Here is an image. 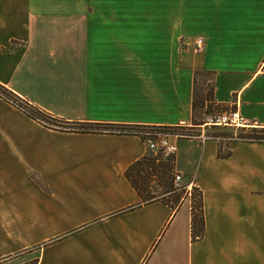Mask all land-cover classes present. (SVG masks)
<instances>
[{
  "label": "crops",
  "instance_id": "0c3cea01",
  "mask_svg": "<svg viewBox=\"0 0 264 264\" xmlns=\"http://www.w3.org/2000/svg\"><path fill=\"white\" fill-rule=\"evenodd\" d=\"M198 71L264 130V0H0V85L57 120L188 124ZM147 155L0 98V264H264V142L177 143L175 173L202 193L196 241L188 199L146 204L127 180Z\"/></svg>",
  "mask_w": 264,
  "mask_h": 264
},
{
  "label": "built area",
  "instance_id": "2783aa9c",
  "mask_svg": "<svg viewBox=\"0 0 264 264\" xmlns=\"http://www.w3.org/2000/svg\"><path fill=\"white\" fill-rule=\"evenodd\" d=\"M203 38H197L193 42V50L195 53L200 54L205 48ZM221 111L213 118L208 119L201 125L192 126L191 124H181L178 127H119L116 129H101V133L110 134H125L134 135L139 137L147 146L148 154L152 156L154 161L158 164L161 161H166L169 157H174L177 153V143L179 141H199L205 143L208 141H218L224 144L233 142H247V143H262L264 139L255 138L252 135L238 137L237 131L239 130H257L249 122H247L234 107L220 108ZM45 126L68 132H81L82 130L55 123L42 121ZM222 128L225 130H234L235 134L231 136L211 135L207 132L208 129ZM179 128H186L188 130L181 131ZM183 178L180 174H174V184L179 187Z\"/></svg>",
  "mask_w": 264,
  "mask_h": 264
},
{
  "label": "trees",
  "instance_id": "16d2710c",
  "mask_svg": "<svg viewBox=\"0 0 264 264\" xmlns=\"http://www.w3.org/2000/svg\"><path fill=\"white\" fill-rule=\"evenodd\" d=\"M198 82V73H195V83L197 88ZM212 86H213V78H212ZM0 98L5 100L6 102L12 104L14 107L20 109L25 112L32 119L42 122H55L71 127L78 128L82 130L84 133H101V129H116L119 127L116 126H103V125H95V124H79V123H68L64 121L57 120L52 116L42 112L41 110L29 105L27 102L16 96L13 92L8 90L7 88L0 85ZM210 102L214 103V90L213 87L211 89ZM205 101H202L201 104L204 106ZM194 113L197 109L196 102V92L193 103ZM264 131V130H263ZM259 133V132H256ZM255 137V136H254ZM258 139H264V137H255ZM167 169L173 179L174 173V157H169L166 161H161L160 163H156L151 155H147L144 159L138 161L133 164L126 173L127 180L131 183L137 194L140 196L143 203L150 204L153 202L161 201L172 208L176 209V205L170 199H167V195L171 192L166 190L162 194H157L152 192V185L156 182V174H159V170ZM136 176V177H135ZM167 179V176L163 177L162 180ZM162 190L164 188L162 187ZM195 191L198 192L199 200H195V198L191 199V215H192V223H191V232L193 240H198L202 238L204 234L205 222L203 215V200L202 193L195 188ZM176 202L178 203L180 198H176Z\"/></svg>",
  "mask_w": 264,
  "mask_h": 264
},
{
  "label": "rangeland",
  "instance_id": "374dc122",
  "mask_svg": "<svg viewBox=\"0 0 264 264\" xmlns=\"http://www.w3.org/2000/svg\"><path fill=\"white\" fill-rule=\"evenodd\" d=\"M198 82H197V88H196V102H197V109L194 113L193 120L188 123L192 126H198L206 122L208 119L213 118L216 116L221 109L218 108L214 103L210 102V95H211V89H212V75L205 72V71H198ZM202 101H205L204 106L201 104ZM178 130L185 131L188 130L186 128H179ZM207 132L211 135H221L224 134L226 136H231L235 134L234 130H225L222 128H214L208 129ZM259 132V133H256ZM238 137L246 136V135H252L256 137H264V131L263 130H239L236 132ZM174 174H175V168L173 173V179L168 172V170L163 169L159 170V174H156L155 183L152 185V192H155L157 194H162L166 190L171 192L169 195H167V199L169 198L170 201L174 203V205H179L185 200H189L191 203V199L195 198L197 201L199 200L198 192L195 191V187L191 188V185H187L184 181L181 182L179 187L175 186L174 182ZM167 176V179L162 180L163 177ZM136 177V176H135ZM162 187L164 190H162ZM180 198L179 202L177 203L176 198ZM35 261H31L26 264H34Z\"/></svg>",
  "mask_w": 264,
  "mask_h": 264
}]
</instances>
